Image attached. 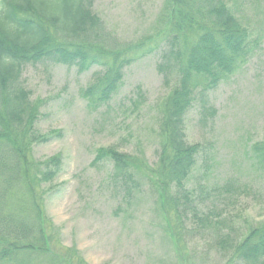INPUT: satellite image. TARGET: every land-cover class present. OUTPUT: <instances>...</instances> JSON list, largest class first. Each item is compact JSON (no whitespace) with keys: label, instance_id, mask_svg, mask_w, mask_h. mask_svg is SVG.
I'll return each instance as SVG.
<instances>
[{"label":"rangeland","instance_id":"rangeland-1","mask_svg":"<svg viewBox=\"0 0 264 264\" xmlns=\"http://www.w3.org/2000/svg\"><path fill=\"white\" fill-rule=\"evenodd\" d=\"M225 1L256 43L245 62L209 92L214 113L204 116L196 102L184 120L186 141L202 149L187 186L203 200L196 205L198 215L217 222V228L200 227L194 237L196 230L181 233L178 254L170 231L165 232L169 220L156 209L163 189L153 196L139 176L124 192L111 176L109 158L92 164L103 147L138 156L148 174L157 169L165 140L158 123L161 105L176 83L173 69L164 81L158 52L128 64L112 99L97 108L87 104L83 90L94 82L98 67L79 73L75 66L29 63L21 80L40 108L34 122L37 139L27 150L28 159L37 164L31 168L34 191H17L15 183L14 191L5 190L1 221L9 231V212L23 208L24 223L41 224L49 251L30 254L27 264H228L231 251L221 252L217 237H237L264 221V165L258 166L252 149L264 140V0ZM162 3L92 0V9L100 18L102 39L113 47H129L141 41L148 45L161 27ZM47 137L52 138L39 141ZM55 155L61 157L59 167L51 165L55 176L41 179L36 169ZM167 189L173 194L172 187Z\"/></svg>","mask_w":264,"mask_h":264},{"label":"trees","instance_id":"trees-1","mask_svg":"<svg viewBox=\"0 0 264 264\" xmlns=\"http://www.w3.org/2000/svg\"><path fill=\"white\" fill-rule=\"evenodd\" d=\"M162 15L161 27L148 45L141 41L136 46L113 47L100 35L101 22L92 9V0H0V264H27L30 254L49 251L41 224L30 227L24 223L23 208L9 212V231L1 226L6 191H14L10 190L14 183L17 191H34L31 168L37 164L32 157L28 159L27 150L37 139L34 122L40 108L21 80L22 68L29 63L50 61L75 66L79 73L98 67L94 82L83 90L87 104L97 108L112 99L128 64L158 52L157 67L164 81L173 69L176 83L161 105L158 123L165 140L158 153L157 169L148 174L141 170L138 156L103 147L97 149L92 164L109 158L114 167L111 176L124 192L137 184L139 176L146 179L153 196L163 189L156 209L169 220L170 230L166 228L165 232L170 231L178 254L183 247L181 233L196 230L194 237L200 227L217 228V222L209 223L207 216L198 215L196 205L203 200L198 194L192 195L187 186L202 149L186 141L184 120L196 102L204 116L214 113L209 92L245 62L256 39L225 0H163ZM252 149L258 166L264 165V140ZM60 159L55 155L36 169L41 179L55 176L51 165L59 167ZM169 187L174 189L173 194ZM36 215L38 221V210ZM237 237L224 233L216 239L221 252L231 251L228 264H264V221Z\"/></svg>","mask_w":264,"mask_h":264}]
</instances>
